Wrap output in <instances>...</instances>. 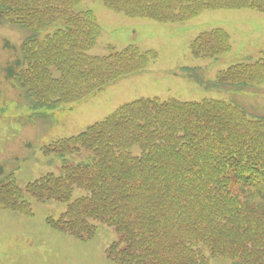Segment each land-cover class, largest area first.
I'll return each instance as SVG.
<instances>
[{
    "label": "trees",
    "instance_id": "16d2710c",
    "mask_svg": "<svg viewBox=\"0 0 264 264\" xmlns=\"http://www.w3.org/2000/svg\"><path fill=\"white\" fill-rule=\"evenodd\" d=\"M81 1L0 0V23L28 30L1 70L32 113L93 95L156 55L132 45L91 55L101 29L93 12L76 9ZM102 1L125 16L163 22L208 9L264 11V0ZM229 48L222 29L201 32L189 44L194 58H214ZM194 79L200 83L197 74ZM214 84L241 93L257 89L264 84V55L219 71ZM48 147L87 149L91 158L24 190L9 173L0 183L4 208L30 212L21 206L26 195L65 203L48 223L80 239L91 237L97 223L113 226L120 239L108 257L121 264H207L211 256L264 264V114L223 97L138 98Z\"/></svg>",
    "mask_w": 264,
    "mask_h": 264
},
{
    "label": "rangeland",
    "instance_id": "374dc122",
    "mask_svg": "<svg viewBox=\"0 0 264 264\" xmlns=\"http://www.w3.org/2000/svg\"><path fill=\"white\" fill-rule=\"evenodd\" d=\"M77 7L93 12L101 27L92 54L105 55L132 44L141 51L154 50L156 55L144 69L109 82L78 103L38 113H32L21 92L0 69V183L7 182L11 173L24 190L29 182L47 173L58 174L64 166L89 160L91 152L87 149L62 153L48 145L58 138L79 134L134 99L199 101L223 97L246 106L253 114H264V84L242 93L214 84L219 71L236 63H252L264 55L260 54L264 52V12L208 10L185 22H162L127 17L107 9L101 0H82ZM214 28L228 33L231 48L214 58L191 56L190 42L199 33ZM27 35L23 27L0 23V66L14 59L12 46L17 48ZM26 200L28 213L0 204V264H120L106 255L107 248L118 239L113 226L97 223L94 235L80 239L48 223L49 218L60 217L65 203L40 202L30 195ZM210 264L232 262L214 257Z\"/></svg>",
    "mask_w": 264,
    "mask_h": 264
}]
</instances>
